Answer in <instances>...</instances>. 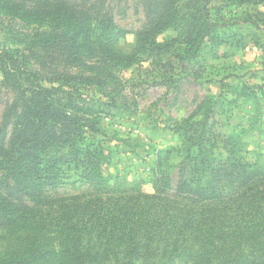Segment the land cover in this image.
Returning <instances> with one entry per match:
<instances>
[{
	"label": "rangeland",
	"instance_id": "374dc122",
	"mask_svg": "<svg viewBox=\"0 0 264 264\" xmlns=\"http://www.w3.org/2000/svg\"><path fill=\"white\" fill-rule=\"evenodd\" d=\"M150 1L105 0L124 33L111 43L116 51L135 52L139 34L146 35L152 23L147 13L156 7ZM192 1L176 2L169 27L148 37L169 44L160 60L143 49L130 68L116 70L125 86L122 95L126 99L121 104L133 115L124 108L108 107V99L96 87L78 80L53 93L70 113L97 118L100 132H87L85 143L102 152L101 176L94 178L100 184L96 191L71 173L60 194L95 191L127 202L131 196L156 194L160 185L166 189L164 196L171 197L180 164L192 146L178 130L185 128V122H202L208 116L237 146L244 161L255 170H264V0H210L208 10L203 0ZM205 18L214 25L210 31ZM53 29L0 9V64L17 62L15 67L37 74V58L30 55L29 45L38 31ZM69 70L91 73L80 67ZM3 79L0 69V144H7L12 127L2 130L15 95L1 85ZM37 81L53 86L41 78ZM163 226L158 222L136 241L118 235L122 241L108 238V242L93 234L85 236L78 247L66 243L55 230L36 239L28 230L0 229V264H264L260 228L231 231L215 242L207 241L201 229L181 237Z\"/></svg>",
	"mask_w": 264,
	"mask_h": 264
},
{
	"label": "trees",
	"instance_id": "16d2710c",
	"mask_svg": "<svg viewBox=\"0 0 264 264\" xmlns=\"http://www.w3.org/2000/svg\"><path fill=\"white\" fill-rule=\"evenodd\" d=\"M178 1L182 0H151L156 9L147 13L152 23L146 35L139 34L134 53L122 54L111 43L124 33L105 0H0L2 11L54 28L50 33L38 31L29 45L30 55L37 58V74L15 67L17 62L0 64L1 85L15 95L2 130L11 125L9 140L0 144V229L28 230L36 239L55 230L74 247L93 234L106 241H122L118 235L136 241L158 222L181 237L201 229L207 241L215 242L235 230L264 232V170L244 161L237 146L219 132L215 119L185 122L178 130L192 146L180 164L174 195L165 197L166 189L156 185V194L131 196L126 202L95 192L102 152L85 140L87 132H100L97 118L70 113L54 99V92L78 80L96 87L108 99V107L133 115L121 104L125 86L116 70L130 68L143 49L162 58L169 44L148 37L169 27L170 11ZM209 1L203 0L205 10ZM204 24L208 31L214 27L208 18ZM70 67L91 73L72 74ZM40 78L53 86H43ZM71 173L94 187V193L60 194Z\"/></svg>",
	"mask_w": 264,
	"mask_h": 264
}]
</instances>
